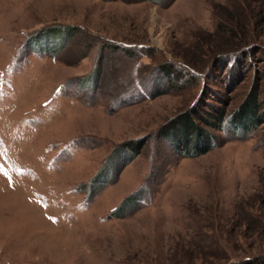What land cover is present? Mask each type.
Segmentation results:
<instances>
[{
	"label": "rangeland",
	"instance_id": "obj_1",
	"mask_svg": "<svg viewBox=\"0 0 264 264\" xmlns=\"http://www.w3.org/2000/svg\"><path fill=\"white\" fill-rule=\"evenodd\" d=\"M233 5L255 16L230 77ZM253 90L264 0H0V264L264 260V121L202 122L199 154L162 131Z\"/></svg>",
	"mask_w": 264,
	"mask_h": 264
},
{
	"label": "trees",
	"instance_id": "obj_2",
	"mask_svg": "<svg viewBox=\"0 0 264 264\" xmlns=\"http://www.w3.org/2000/svg\"><path fill=\"white\" fill-rule=\"evenodd\" d=\"M247 8L241 5H233L228 13L229 25L219 24V29L224 34L223 44L225 47L232 46L231 52H225L223 57L235 54L233 56L235 59V66L231 67L230 77L239 74L240 61L245 60L243 53L246 52L245 48L241 49V45H246L250 42L252 36V28H254L253 11L246 10ZM242 10V12H241ZM243 13V14H242ZM244 16V17H243ZM230 47V48H232ZM237 53V54H236ZM234 63V62H233ZM161 68L164 72L168 74H173L175 66L171 62H164L161 64ZM263 102L256 90L251 91L243 102L235 109H233L228 115L225 110L219 106L215 105L214 111L204 110L200 106H192L191 110L181 113L178 120H174L171 124L162 128L163 133H165L176 147L181 146L183 149H187L188 153L199 154L209 150L213 146V134L202 126V122L207 124H212L216 127H223L225 118L229 125L243 126L245 129L253 128L264 121V109ZM214 118H212V117ZM137 140H128L119 145L120 149L122 146H126L128 149L125 154L124 160H128L138 151V146L136 144ZM128 145V146H127ZM118 156V150L113 152L105 166L109 163L114 162ZM99 178V174L95 176L94 180ZM136 194L134 192L127 199L132 198ZM260 201L264 206V193L260 196ZM259 260V259H258ZM246 260L242 262H235L233 264H264V260Z\"/></svg>",
	"mask_w": 264,
	"mask_h": 264
}]
</instances>
